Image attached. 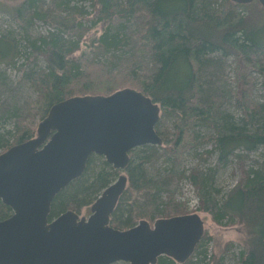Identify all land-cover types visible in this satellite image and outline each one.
<instances>
[{
    "label": "trees",
    "instance_id": "obj_1",
    "mask_svg": "<svg viewBox=\"0 0 264 264\" xmlns=\"http://www.w3.org/2000/svg\"><path fill=\"white\" fill-rule=\"evenodd\" d=\"M89 1V10L72 7L66 10V15L46 17L41 8H37L40 0H25L13 13L15 19H23L27 14L31 19L39 18L53 29L38 39L30 35L26 38L24 48L29 51L26 63L21 66L22 77L33 86L37 99L20 110L13 141L3 137L0 147L4 152L36 136L38 120L45 118L51 107L60 101L75 96L111 95L132 87L161 106L156 130L164 144L146 145L131 151L130 164L125 170L129 183L111 216V226L127 230L141 220L151 223L160 218L181 216L179 204L171 197L168 202L160 197L179 176L170 173L156 180L149 177L146 165L159 148L178 162L186 150L213 141L220 164H225L230 156L245 157L244 153H237L238 150L253 151L264 146V103L254 100L256 73L262 76L264 97V7H257L253 2L239 5L231 0ZM132 18L137 23L135 35L141 43L138 52L150 56L157 66L150 77L138 72L144 68L142 61L120 57L116 52L109 64L114 69L124 66L116 72L95 60L83 66L76 53L82 50L81 43L87 40L86 35L95 30L89 41L84 42H92V49H119L124 36L114 33L113 23ZM99 26L103 32L98 38ZM99 42L97 46L95 43ZM11 52L12 42L1 38L0 62L13 63L17 54L13 56ZM230 57L236 64L237 88L233 96L236 107L242 110L240 123L223 116L226 93L208 89L204 77V74L209 77L207 71L218 59ZM40 58L45 66H41ZM26 108L37 118L31 124L22 118ZM166 116L176 118L172 138L162 121ZM196 127L212 128L214 134L201 138ZM118 173L119 170L103 157L91 155L84 174L56 195L49 218L54 219L67 210L80 214L114 182ZM189 177L201 192V210L210 213L217 224L239 223L247 227L249 240L240 254L239 264H264V164L260 170L242 168L239 183L220 206L206 197L205 188L210 177L196 171ZM12 214L11 208L0 203V220ZM200 245L201 242L197 249ZM157 264L180 263L162 256Z\"/></svg>",
    "mask_w": 264,
    "mask_h": 264
},
{
    "label": "water",
    "instance_id": "obj_2",
    "mask_svg": "<svg viewBox=\"0 0 264 264\" xmlns=\"http://www.w3.org/2000/svg\"><path fill=\"white\" fill-rule=\"evenodd\" d=\"M161 113L158 103L132 87L75 96L51 107L36 136L2 152L0 203L13 214L0 220V264H157L162 256L188 262L205 234L197 213L153 225L141 220L127 230L111 226L129 183L124 173L94 201L88 217L67 210L49 218L54 198L84 174L91 155L124 172L132 150L162 146L156 130Z\"/></svg>",
    "mask_w": 264,
    "mask_h": 264
},
{
    "label": "rangeland",
    "instance_id": "obj_3",
    "mask_svg": "<svg viewBox=\"0 0 264 264\" xmlns=\"http://www.w3.org/2000/svg\"><path fill=\"white\" fill-rule=\"evenodd\" d=\"M64 1H62L63 3L61 5V0H40L37 8H41L42 14L46 17H53L60 14L66 15V10L72 7H84L85 10H89L90 8L89 0ZM253 4L261 7L258 0H254ZM17 9L18 6L12 8L10 13L0 12V39L4 38L11 41V55L14 56V54H17L13 63L12 61L10 63L0 62V140L5 137L13 141L16 135L15 126L20 110L34 103L37 99V92L33 86L27 79L22 77L23 68L21 66L26 63V52L29 51L24 48L25 42L27 43L26 38L30 35L32 38L38 39L46 36L49 30L53 29L39 18L31 19L28 14L23 19H15L13 13ZM244 13H246V10ZM29 22L31 23L29 24ZM136 24L133 18L132 20L114 21V33L122 37L124 36V43H120L122 46L119 49L109 51H103L102 48L98 49V47L92 49V42L84 43L87 40L89 41V37L93 36L95 30L91 31L85 37L87 40H83L81 43L82 50L76 53L79 60L82 61L83 66L86 67L90 61L95 60L106 64L109 71L116 72L124 67L114 69L109 64L110 58L116 52V55L120 57L142 61L144 68L142 71L138 70V72L150 77L157 66L150 56H143L138 52L141 43L135 35ZM96 32V37L99 38L103 32L102 27L99 26ZM95 44L99 46L101 43ZM39 62L41 66H45L46 64L41 58ZM235 67L236 64L233 57L218 59L215 66L208 69L207 74L209 77L206 74H204V77L208 89L226 93L225 103L222 107L223 116L228 120L240 123L242 110L236 107V99L233 96V91L237 88L235 82ZM255 76L256 87L254 100L258 103H264L261 88L262 76L258 73ZM25 112L22 118L28 120L30 124L33 120H37L33 112H30V109L26 108ZM39 121L37 122V126ZM162 121L170 138H172L175 132L174 123L176 118L166 116ZM196 130L201 138L214 134L212 128L196 127ZM213 145V141L200 143L197 147L183 152L178 162L171 154L159 148L156 153L152 154V158H150V161L146 165L149 177L153 179L161 180V178L170 173L179 176L177 182L171 181V185L167 186V190L161 193L160 197L162 201L168 202L171 197L176 204H179L181 215L197 213L205 223V234L201 245L196 249L194 255L186 264H239L240 254L244 251L249 240L248 229L244 224L219 225L213 220L210 213L201 210V192L194 186L189 176L193 171H196L200 175L203 174L210 177L205 188L206 197L208 200L216 202L220 206L231 196L233 190L239 183L242 177V168L245 171L249 169L260 170L264 164V146H259L253 151L238 150L236 151L237 153L245 154L244 158L238 159L230 156L229 162L220 164L218 152L215 151ZM2 152L3 148L0 147V154ZM103 159L105 158L103 157ZM121 173L126 174L125 172L119 171L115 180ZM91 205L82 209L80 212L81 216L88 217L91 214ZM156 220L151 222V224L153 225ZM114 264L130 263L117 262Z\"/></svg>",
    "mask_w": 264,
    "mask_h": 264
},
{
    "label": "crops",
    "instance_id": "obj_4",
    "mask_svg": "<svg viewBox=\"0 0 264 264\" xmlns=\"http://www.w3.org/2000/svg\"><path fill=\"white\" fill-rule=\"evenodd\" d=\"M25 0H0V12H6L10 13L12 8L19 6L24 2Z\"/></svg>",
    "mask_w": 264,
    "mask_h": 264
},
{
    "label": "bare ground",
    "instance_id": "obj_5",
    "mask_svg": "<svg viewBox=\"0 0 264 264\" xmlns=\"http://www.w3.org/2000/svg\"><path fill=\"white\" fill-rule=\"evenodd\" d=\"M3 26V25H2Z\"/></svg>",
    "mask_w": 264,
    "mask_h": 264
},
{
    "label": "flooded vegetation",
    "instance_id": "obj_6",
    "mask_svg": "<svg viewBox=\"0 0 264 264\" xmlns=\"http://www.w3.org/2000/svg\"><path fill=\"white\" fill-rule=\"evenodd\" d=\"M125 172V171H124Z\"/></svg>",
    "mask_w": 264,
    "mask_h": 264
}]
</instances>
